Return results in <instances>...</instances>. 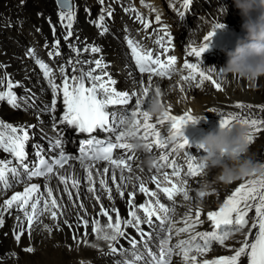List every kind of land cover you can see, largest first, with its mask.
<instances>
[{
  "label": "snow or ice",
  "instance_id": "obj_1",
  "mask_svg": "<svg viewBox=\"0 0 264 264\" xmlns=\"http://www.w3.org/2000/svg\"><path fill=\"white\" fill-rule=\"evenodd\" d=\"M192 2L193 0H182L183 8L190 9ZM58 3L62 9L59 13L60 21L67 30L64 40L68 41L73 36L71 29L75 20V12L70 0H58ZM100 3L103 4V0H100ZM131 10L135 11V9ZM108 15L111 16L112 12L109 11ZM179 16L183 20L185 12H179ZM136 19L145 30L151 27V22L146 21L139 13ZM99 20L97 27H103L104 16L101 15ZM155 21L159 24L161 16L157 15ZM224 28L223 23H215L212 30L203 37V43L199 47L189 45L187 55L200 58L210 49L217 30ZM52 31L55 33V27ZM103 31L106 32L107 29L104 28ZM152 35L155 36L153 40L154 45L157 46L155 50L146 49L133 39H127L139 73L148 75V86L143 87L142 93L118 90L115 87L117 82L105 70L107 65L101 59L81 61L79 59L81 49L74 44L69 43L68 46L76 53V56L70 57L58 69L61 80L59 84L56 83V74L49 65L36 58L33 49L28 50L27 54L39 65L52 92L53 98L50 104L46 105L42 111L50 115L52 129L57 132L52 143L59 151L54 160L46 159L40 151H37L38 162L30 166L25 150L26 142L29 140L28 130L0 121V150L11 157V159H4L0 156V195H4L16 183L24 184L23 191L14 192L0 203V227H3L5 223V213L11 214L10 210L13 208L21 211L24 220L17 217L19 231H14L15 240L19 243L25 232L29 237L31 236L34 223H42L41 216L47 214L54 222L62 217L66 206L58 201L53 187L45 183L44 191H41L39 184L29 183L33 178L42 177L45 181L56 178L58 184L63 185L62 191L67 194L68 200L73 202L72 206L82 209L85 213L81 216L77 212L72 235L74 241H77L78 236L76 230H82L79 234L83 235L86 244L90 234L94 235L97 240L104 239L109 242L108 253H106L109 256L123 255L127 251L120 244L121 240L126 241L130 246L131 259L125 257L122 260H115L114 264H138L141 261L143 264H173L174 257L177 258L176 264H244L245 260L246 264H264V175L257 176L253 173L251 177L255 178L245 179L243 183H240L217 210L207 211L202 216L203 209L193 206L189 179L200 177L207 165L204 161H200L198 156L185 152L187 166L184 168L177 159L172 158V154L177 149L191 147L184 133L185 126L196 124L202 118L193 116L189 112L182 115L172 114L170 106L155 119L147 111L151 100L149 92L153 78H171L177 64V57L168 54L172 51L170 48L171 33L168 27L161 26L154 29ZM59 46L60 41L57 39L48 53L50 57L60 56ZM45 47L48 45L46 44ZM83 51L97 53L100 49L92 46L84 47ZM93 64L95 66L91 67ZM84 65H89V67L85 68ZM183 68L188 70V75L182 76V80L195 82L197 88L205 82H210L218 91L223 90L222 85L210 74L213 69L205 71L200 63L187 60ZM97 70H100L99 73ZM5 80L6 76L0 77V85H4ZM16 86L18 85H14L10 79H7V90L0 91V102L6 100L8 105L14 108L19 107L17 95L12 90ZM156 93L160 94L158 88ZM61 94L63 114L57 118L55 113ZM235 107L243 109L246 106L238 103ZM260 110L264 112V106H261ZM234 123H240L249 128V144L253 142L255 134L264 132V118H256L251 114L244 115L242 112L220 114V127ZM165 124L168 129L167 136L160 130V126ZM60 125L71 127L79 133L89 134L90 138L83 140L80 145L78 157L66 154L61 138L64 129L60 128ZM28 127L34 126L29 125ZM97 132L107 134V136L99 139L93 135ZM132 138L144 140L150 152L154 149L160 150L157 160L162 163H157L158 175L150 177V182L156 190L150 189L143 180L136 177L135 179L139 181L138 184H134L136 190L128 193L127 217H122L118 209L105 208L101 203L96 217L90 221L86 218L88 214L84 204L82 202L77 204L73 200V190H75L76 199L80 198L81 181L75 175H69L65 166L71 167L70 161L79 160L80 167L86 174L87 191L93 193L96 201L101 200V197L96 195L98 191L106 193L109 200L113 199V188L108 183L109 179L115 185L119 196L123 198L127 187L124 182H132L133 179L131 175L125 176L124 174L125 172L132 173L133 161L136 159L130 144ZM198 149H203V146L198 145ZM100 162H105L103 168H97ZM168 169L171 171L169 172ZM117 171L120 182H117ZM97 176L100 177L98 181ZM176 180H179V183ZM97 183L99 189L96 187ZM137 193L147 197L139 205L134 202ZM161 193L167 201L171 202V206L161 202L159 195ZM207 194L205 191L198 193L201 198ZM178 196L187 202V210L179 216V219H177L179 214L176 210ZM253 210L254 219L251 228L256 229L255 233L249 232L240 246L233 250V254L205 258L206 254L212 250L213 244L227 247L226 242L232 239L235 233L243 232L249 225V215ZM140 213L143 215L141 216ZM97 217H106V221L102 223ZM25 220L27 228L24 227ZM206 222L209 223L210 230L199 231L198 226ZM64 224L70 229L73 228L67 220ZM142 225H147L148 229L159 227V242L156 245V251H153L149 245L153 233L146 231ZM56 227L59 229L60 225L57 223ZM89 227L91 228L90 233ZM128 228L134 229L139 239L129 233ZM44 229L48 232L52 231L49 225H44ZM249 236L252 237L251 240L248 239ZM174 237L176 238L175 243H173ZM141 245L144 252L139 251ZM25 251L31 253L34 249L27 247Z\"/></svg>",
  "mask_w": 264,
  "mask_h": 264
},
{
  "label": "bare ground",
  "instance_id": "obj_2",
  "mask_svg": "<svg viewBox=\"0 0 264 264\" xmlns=\"http://www.w3.org/2000/svg\"><path fill=\"white\" fill-rule=\"evenodd\" d=\"M199 1L200 0L195 1L192 5L193 7H191L199 11L197 21L192 27V30L183 38H179L178 35V30L182 25L179 12L185 10L182 5V0H120V3L126 9L138 6V9L145 11L144 14L152 19L160 15L166 25L171 29L170 33L172 37H174L172 44L178 46L180 49L183 47L187 49L190 44L199 47L200 42L198 40L207 35L217 22L225 25L224 29L217 30V32L221 31V33L230 34L233 30L241 26V17L238 10L234 7L232 0H230L228 4L224 3L223 0ZM99 2L100 0H70V4L75 12V20L72 24L71 31L74 35H79L82 40L100 49V54L110 63L105 70L117 82L116 86L119 90H128L130 93H142L143 87L148 86V75L142 76L134 71V65L128 57L123 40V36L126 35L123 31L124 22L131 30L137 29L134 28L136 26L127 19L130 12H128V10L126 13H123L122 9L117 6H105L104 9L106 13L104 15L107 20V25L105 26L107 34L101 36L99 30L103 28H96L94 21L89 23L85 21L87 16L85 11L88 9V6L90 5L98 10L97 4ZM166 2L170 6L172 14L168 10ZM142 3L146 5L145 8ZM61 11L62 9L57 5L56 0H0V25L10 21L9 23H15L19 26L16 30L17 32L15 31L2 37L3 40L0 42V77L6 76L5 87L7 79H10L14 85H18L14 88L16 89L15 93L21 101L17 108L10 105H2L0 114L3 115L6 121L13 123L17 127H24L28 130L31 139L27 149V161H31L35 149L33 148V144L37 143L38 146H41L45 141L50 139L53 134L50 130V115L42 111V109L50 103L49 92L38 70L33 64V58L27 57L26 53H28L27 49L29 44H34L36 40L42 44L43 39L49 36V27L46 22H51L58 28L66 30L60 21L59 13ZM109 11L112 12L111 16L108 15ZM188 11L189 10H185L184 12L187 13ZM178 19L181 20L179 21ZM193 30H195V34ZM148 46L149 49H155L151 41ZM213 56L214 55L208 56L204 54L198 63H200L201 68L205 71L213 69L210 74L222 85V91H218L210 82H205L201 87L197 88L195 82L182 80L181 77L188 75V72L184 73L178 69L176 73L172 74L171 78H153L149 96L152 97L156 94V89L158 88L165 109L170 106L172 114L182 115L185 112H189L193 116L202 118L198 123L188 124L186 126L192 127L194 130L220 125V114H227L230 112H242L244 115L251 114L256 118H264V112L260 110L261 106H264V77H260L255 82H249L231 75H225L219 70V67L223 66L226 60L218 56L214 58ZM192 62H195V60ZM177 67H180V65H177ZM238 103L246 107L237 109L235 105ZM249 105L251 107H247ZM213 109L215 111H212ZM29 125L34 127H28ZM165 128L166 124L160 126V130ZM33 140L35 141L32 142ZM252 144L253 146L249 149V154L253 156L258 164L264 165V132L255 134L253 142L250 145ZM159 153L160 150L158 151V155ZM128 154L132 155L133 153ZM135 154L136 152H134V155ZM0 156L4 159H11L1 152ZM144 159L145 153L141 152V156L133 161L132 173H124L125 176L131 175L133 179L132 182H124L127 184V187L123 198L119 196L118 192L115 190V185H113L111 179H109L108 183L113 188V199L109 200L106 193L98 191L96 195L101 197L99 202L94 199L93 193L87 191L86 174L80 167L79 162L72 163L71 167H65L69 175H75L81 181L80 198L79 200L76 199L75 190H73V200L77 204L80 202L84 204L88 214L86 218L91 221L92 218L96 217L101 203L105 208L118 209L122 217H127L129 210L127 203L128 193L136 190L134 184L139 183V181L135 179L136 177L143 180L150 189L156 190L155 186L150 182V177L152 175H158V173L156 169H152L151 171L146 169L143 165ZM157 162L162 163L158 160ZM104 165L105 163L98 164L97 168H103ZM216 169L217 168H211L207 170L202 174L199 180L191 185V188L197 189L190 191V196L193 198V206H199L203 209V215L206 214L207 211L217 210L227 196L230 195L240 183H243L245 179L255 178L250 176L242 180L225 183L218 179L219 171ZM109 175H111V173H109ZM96 179L98 181L100 177L97 176ZM21 180L23 181V177H21ZM117 182H120L118 171ZM29 183L39 184L41 186V191H44L43 186L45 183L53 187L54 195L58 198V201L66 206L64 215L59 217L55 222L51 220L47 214L41 216L40 220L42 223H34L31 236L29 237L28 233L25 232L20 242L17 243L14 237V231H19V229H17V217L24 220L23 213L15 208L10 210L11 214L5 213V223L3 227H0V264H37V262L38 264H82V262L83 264H114L115 260H122L125 257L131 259L132 250L124 240H121L120 244L123 245L127 251L123 255L109 256L106 255V253H108V244L102 243L100 249L88 246L99 241L95 239V236L92 234L87 237V244L84 243L83 235L79 234L82 233V230H76L78 233L77 241L79 242L72 239L77 212H79L81 216H84L85 213L82 209L72 206L73 202L68 200L67 194L62 191L63 185L58 184L56 178L50 181H45L44 178L33 179L29 181ZM23 187L24 184L22 182L16 183L14 187L7 190L4 195H0V203H2L4 199L9 198L14 192L23 191ZM96 187L99 189L98 183ZM200 191H205L209 195L207 194L201 198L198 195ZM215 193H220L217 195L219 197H216V195H214ZM146 199L147 197L143 194L137 193L134 202L136 205H139ZM160 199L161 202L171 206V203L165 201L161 195ZM177 202L178 206L176 210L179 213L177 217L179 219V216H182L187 210V202H184L182 197H179ZM250 214L249 225L247 226L248 230L233 236L230 242L227 243V247L230 250L225 251V254H233V250L240 246L249 232L255 233L256 229L251 228V223L254 219V210ZM140 215L142 216L141 213ZM97 218L101 219L102 223L106 221V217ZM65 220H67L73 228L70 229L68 225L64 224ZM57 223L60 225L59 229L56 227ZM44 225L51 226L52 231L48 232L45 230ZM24 227L27 228L26 220ZM142 227L145 228V225H142ZM88 231L89 233L91 232L90 227ZM127 231L131 233L132 228H128ZM151 232L153 233V238L149 242V245L152 250L155 251L157 250L155 241H159V227L153 228ZM248 239L251 240L252 237L249 236ZM27 247H32L34 251L31 253L25 251ZM139 251L144 252L142 245ZM12 253H15V255H11ZM206 257H208L207 254ZM138 264H143V262H138ZM244 264H246V260Z\"/></svg>",
  "mask_w": 264,
  "mask_h": 264
},
{
  "label": "clouds",
  "instance_id": "obj_3",
  "mask_svg": "<svg viewBox=\"0 0 264 264\" xmlns=\"http://www.w3.org/2000/svg\"><path fill=\"white\" fill-rule=\"evenodd\" d=\"M232 3L241 17L243 35L237 37L235 48L226 52L227 60L219 70L225 75L255 82L264 77V0H232ZM164 110L161 94H154L147 111L156 117ZM248 136L249 128L240 123L219 127L202 136V159L207 167L219 169L218 179L229 183L250 177L253 173L264 175V166L249 154ZM130 144L132 151L145 153L143 165L146 169L151 171L156 168L157 159L150 154L144 140L132 138ZM102 243L109 242L100 239L92 243L91 247L100 249Z\"/></svg>",
  "mask_w": 264,
  "mask_h": 264
},
{
  "label": "rangeland",
  "instance_id": "obj_4",
  "mask_svg": "<svg viewBox=\"0 0 264 264\" xmlns=\"http://www.w3.org/2000/svg\"><path fill=\"white\" fill-rule=\"evenodd\" d=\"M200 1H202V0H200ZM199 1V2H200ZM229 1L230 0H223V2L224 3H229ZM57 2V1H56ZM203 2V1H202ZM57 5H58V2H57ZM193 7V6H192ZM169 8H170V6H169ZM185 11V10H184ZM191 11H193L192 13H189V14H187V13H185V18H184V20H182V25H181V28L178 30V32H179V38L181 37V38H183V37H185L191 30H192V27L194 26V24H195V22L197 21V15H198V12L199 11H197V9L195 10V9H193V8H191ZM172 14V13H171ZM112 20V19H111ZM10 21H8V22H5V23H3L2 25H0V42H2V40H3V38L2 37H4V36H7L9 33H12V32H15L18 28H19V26H18V24H15V23H9ZM17 32V31H16ZM177 32V33H178ZM17 35V34H16ZM26 47H27V45H26ZM214 58H216L217 56H213ZM206 58H212V57H206ZM221 58V57H220ZM223 60V59H222ZM224 60H227V59H224ZM177 72V70H175V73ZM186 101V100H185ZM33 122H34V120H33ZM35 140H33L32 142H34ZM251 146H253V144L252 145H250V148H252ZM249 148V149H250ZM72 165V164H71ZM67 167H69V166H67ZM216 170H218L219 171V169H216ZM218 194H220V193H215L214 195H216V197H219V196H217ZM251 215V214H250ZM250 217V216H249ZM158 242L159 241H155V243H156V245L158 244ZM156 251V250H155ZM37 264H38V262H37Z\"/></svg>",
  "mask_w": 264,
  "mask_h": 264
},
{
  "label": "water",
  "instance_id": "obj_5",
  "mask_svg": "<svg viewBox=\"0 0 264 264\" xmlns=\"http://www.w3.org/2000/svg\"><path fill=\"white\" fill-rule=\"evenodd\" d=\"M205 58V57H204Z\"/></svg>",
  "mask_w": 264,
  "mask_h": 264
}]
</instances>
